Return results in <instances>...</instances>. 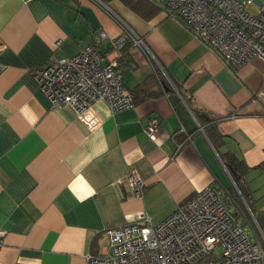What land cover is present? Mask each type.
Instances as JSON below:
<instances>
[{
    "label": "crops",
    "instance_id": "crops-1",
    "mask_svg": "<svg viewBox=\"0 0 264 264\" xmlns=\"http://www.w3.org/2000/svg\"><path fill=\"white\" fill-rule=\"evenodd\" d=\"M102 1L155 59L126 49L120 69L135 104L112 114L97 103L101 124L90 129L70 106L51 105L34 71L52 56L79 55L97 43L98 30L119 37L121 26L90 0H0V232H7L0 264H87V256L108 254L107 230L141 214L161 223L207 187L234 210L239 184L249 203L250 236L259 238L264 62L254 58L233 69L164 11L145 18L130 6L135 0ZM99 49L107 54L110 42ZM156 73L171 89L160 97L139 94L149 81L161 88L150 79ZM151 118L160 123L156 141L145 132ZM230 157L239 172L230 168ZM134 170L145 182L143 198L124 183Z\"/></svg>",
    "mask_w": 264,
    "mask_h": 264
},
{
    "label": "built area",
    "instance_id": "built-area-1",
    "mask_svg": "<svg viewBox=\"0 0 264 264\" xmlns=\"http://www.w3.org/2000/svg\"><path fill=\"white\" fill-rule=\"evenodd\" d=\"M90 1L112 15L123 34L110 38L98 30L97 43L73 58L52 56L34 71V78L53 107L70 106L94 129L101 124L94 110L97 103H106L112 114L135 104L120 69L123 52L133 46L155 58L143 38L104 1ZM151 1L167 8L170 18L183 21L231 68L241 69L254 58L264 62V0ZM105 41L111 44L107 54L99 49ZM159 131V121L151 118L146 134L156 141ZM124 183L136 198H143L145 182L135 170ZM233 212L227 199L207 187L161 223L141 214L132 223L107 230L108 254L87 256V264H264V232L253 240L246 229L248 218H237ZM6 236L0 232V248Z\"/></svg>",
    "mask_w": 264,
    "mask_h": 264
},
{
    "label": "trees",
    "instance_id": "trees-1",
    "mask_svg": "<svg viewBox=\"0 0 264 264\" xmlns=\"http://www.w3.org/2000/svg\"><path fill=\"white\" fill-rule=\"evenodd\" d=\"M130 6L132 7V9L136 12H138V14H140L141 16L145 17V18H150L151 16H153L154 14H157L160 10L164 11L167 15V17L169 18L168 15V10L167 8H165L164 6L152 2L151 0H135L134 2L130 3ZM178 21H181L179 19H176ZM183 23V21H181ZM184 24V23H183ZM185 26V24H184ZM186 27V26H185ZM187 28V27H186ZM190 30V29H189ZM150 79H153L155 82H157L161 88L158 90H155L154 88H150L149 86H151L153 84V81H149L146 84H143L138 90L139 94H143L145 95V97L150 98V97H160L162 94L167 93L171 87L168 86L164 76H162L160 73H156V75L152 76ZM149 79V80H150ZM196 112V114H198V116L200 118H202V121H212V117H209V115L206 112H201L199 110H194ZM216 134V136L218 137H222V135L219 133V131L217 130V127L214 128V135ZM229 166L232 169L233 172H239V168H240V164L237 163V160L235 161L234 158L230 157L229 158ZM240 163V162H239ZM238 189L240 190L241 193V197L239 196L238 193H236L235 195H232V199H235L236 196V202L239 206L236 207V209H234L233 215L237 218H240L241 215H245L246 217L249 215L247 214V206L245 205L243 199L245 200L246 204L249 205L248 203V199H247V195L245 194V192L243 191V189L241 188V186L238 184ZM243 197V199H242ZM233 199V200H234ZM241 203H243L244 206L241 205Z\"/></svg>",
    "mask_w": 264,
    "mask_h": 264
},
{
    "label": "rangeland",
    "instance_id": "rangeland-1",
    "mask_svg": "<svg viewBox=\"0 0 264 264\" xmlns=\"http://www.w3.org/2000/svg\"><path fill=\"white\" fill-rule=\"evenodd\" d=\"M128 48H129V47H128ZM125 51H126V50H125ZM125 51H124V52H125ZM124 52H123V53H124ZM122 56H123V54H122ZM235 199H236V196H235ZM235 199L233 200V205H234L235 207H238V208H239L240 205L238 206V204H237V202H236ZM241 205L244 206L243 203H241ZM246 229H247L248 234L251 235V229H250V227L248 228V226H247Z\"/></svg>",
    "mask_w": 264,
    "mask_h": 264
}]
</instances>
